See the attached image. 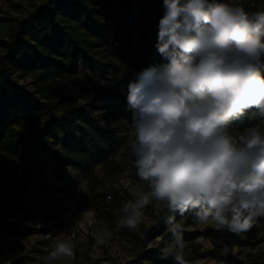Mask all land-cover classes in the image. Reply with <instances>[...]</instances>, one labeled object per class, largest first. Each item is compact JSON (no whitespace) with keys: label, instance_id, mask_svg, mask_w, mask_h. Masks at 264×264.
Returning a JSON list of instances; mask_svg holds the SVG:
<instances>
[{"label":"clouds","instance_id":"1","mask_svg":"<svg viewBox=\"0 0 264 264\" xmlns=\"http://www.w3.org/2000/svg\"><path fill=\"white\" fill-rule=\"evenodd\" d=\"M160 61L123 89L138 186L116 230L139 228L145 209H166L162 258L185 259L183 219L236 235L264 217V10L236 0H162ZM251 112L255 123L237 127ZM179 217V219H178ZM103 236L97 244H103ZM71 237L49 264L74 259Z\"/></svg>","mask_w":264,"mask_h":264},{"label":"rangeland","instance_id":"2","mask_svg":"<svg viewBox=\"0 0 264 264\" xmlns=\"http://www.w3.org/2000/svg\"><path fill=\"white\" fill-rule=\"evenodd\" d=\"M48 1L52 6L54 0H0V53L21 19ZM137 2L144 5L143 14L133 19L131 38L125 46L120 45L123 38L119 36L126 11L119 0H110L108 8H104L103 0H83L92 18L103 23L98 45L87 46L88 41L95 39L81 22L92 26L89 19L66 20L83 40V45L100 59L93 70L78 68L80 78L89 88L99 86L111 90V84L124 88L135 72L160 61L154 44L158 20L163 15L162 0H134L131 5L134 11L139 8ZM12 76L30 95L29 99L37 96L31 75L13 69ZM97 101L99 109L94 111L93 118L107 131L113 156L123 170L103 177L101 165L87 169L75 163L65 164L61 159L65 155L63 146L65 142L72 146L79 135L72 126L66 136L59 133L58 138L63 141L53 145L57 155L38 150L11 155L0 153V224L12 222L9 228L13 230L11 234H0V264H49V252L71 233H74L72 242L76 255L67 264H175L171 256L163 259L161 252L170 238L164 223L166 209L157 212L149 205L142 223L132 235L117 233L113 225L100 221L96 214L104 190L111 194L117 192L123 202L132 199L138 186L147 190V185L135 174L133 159L123 154L133 138L130 113L125 104L116 96L98 97ZM250 117L251 112L237 122V127L242 129L255 123ZM244 122L249 125L243 126ZM91 172L99 179L90 178ZM159 220L163 228L152 237L147 228ZM182 226L185 259L189 264H264V217L258 218L254 226L241 235L198 225L188 216ZM101 236L105 242L97 244ZM150 256L153 259H148ZM55 264H64V261Z\"/></svg>","mask_w":264,"mask_h":264},{"label":"trees","instance_id":"3","mask_svg":"<svg viewBox=\"0 0 264 264\" xmlns=\"http://www.w3.org/2000/svg\"><path fill=\"white\" fill-rule=\"evenodd\" d=\"M103 1L104 8L110 7V0ZM119 1L126 11L119 36L123 38L120 45L125 46L131 38L133 19L142 16L144 5L137 2L139 8L134 11L131 8L134 0ZM68 19L77 22L89 19L92 26L81 22L95 39L86 41L87 46L100 43L103 23L92 18L83 0H54L52 6L48 1V4L28 12L3 44L0 53V153L11 155L38 150L57 155L53 145L63 141V138H58L59 133L66 136L69 126H72L79 135L72 146L65 142L62 161L87 169L101 165L103 177H110L119 174L123 166L114 158L109 135L98 125L93 113L99 109L98 97L110 99L116 96L125 104L124 88L117 84H111L114 92L99 86L89 88L80 78L79 67L93 70L100 59L83 45L74 27L67 25ZM13 69L31 75L37 96L28 98L30 95L13 78ZM261 72L264 74L263 68ZM246 125L249 124L244 122L243 126ZM123 154L133 159L129 146H125ZM89 177L99 179L94 172ZM123 203L117 192L111 194L108 204L96 212L100 221L116 228L117 213ZM10 225L12 222L1 223L0 234L13 233ZM162 228L159 220L148 227L147 232L153 237ZM117 233L132 235L136 232L120 229ZM148 259L153 258L150 256Z\"/></svg>","mask_w":264,"mask_h":264},{"label":"built area","instance_id":"4","mask_svg":"<svg viewBox=\"0 0 264 264\" xmlns=\"http://www.w3.org/2000/svg\"><path fill=\"white\" fill-rule=\"evenodd\" d=\"M236 2L241 3L247 11H257L264 10V0H236ZM111 192L104 190L101 195V200L95 209L96 212L100 210L101 207L106 206L110 200ZM56 237V236H55ZM74 237V233L69 234L68 238Z\"/></svg>","mask_w":264,"mask_h":264}]
</instances>
